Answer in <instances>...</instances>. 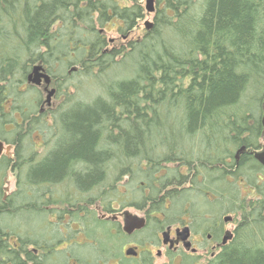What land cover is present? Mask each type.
I'll return each mask as SVG.
<instances>
[{
	"label": "trees",
	"instance_id": "obj_1",
	"mask_svg": "<svg viewBox=\"0 0 264 264\" xmlns=\"http://www.w3.org/2000/svg\"><path fill=\"white\" fill-rule=\"evenodd\" d=\"M157 2L163 7L151 30L112 46L106 28H136L143 0H0V138L17 146L16 166L31 183L71 171L90 201L104 203L120 186L141 190L162 218H153L157 225L189 218L198 232L213 220L220 241L222 217L233 215L232 239L206 264H264V166L253 155L264 130V0ZM37 61L56 78L78 65L88 76L128 64L133 71L92 104L72 101L57 150L27 164L20 148L44 119L32 111L35 102L23 101L24 111L11 98ZM183 165L192 173H181ZM189 191L204 206L188 204V195L173 202Z\"/></svg>",
	"mask_w": 264,
	"mask_h": 264
},
{
	"label": "flooded vegetation",
	"instance_id": "obj_2",
	"mask_svg": "<svg viewBox=\"0 0 264 264\" xmlns=\"http://www.w3.org/2000/svg\"><path fill=\"white\" fill-rule=\"evenodd\" d=\"M41 64L46 73L52 77L47 85L44 80L40 84L26 82L19 86V91L25 88H33L48 92L55 88V98L59 94L55 85V76L51 74L48 66ZM29 71V72H30ZM64 93H67L64 90ZM47 97V96H46ZM54 97L50 104L43 99L40 101L37 117H42L49 122L50 138L41 139V144L48 145V151L54 153L57 150V127L62 121L61 114L71 111L74 106L68 96L64 102L58 105ZM7 101H3L1 107L7 110ZM24 111L25 105L20 106ZM36 109V106H35ZM7 130V129H6ZM5 149L0 155V264H199V251L202 249L200 239L201 230L195 232L191 226V220L172 224L156 225L153 233H146L156 216L152 211V204L146 205L121 201L116 198L111 203L100 200H91L88 188L80 187L74 173L66 172L61 178L40 183H31L26 170H17L16 145L0 138ZM11 146L9 153L6 147ZM38 159L34 163H40L46 158L38 150ZM15 155V164L12 156ZM185 167V168H184ZM188 170L186 166H183ZM76 170H73L75 172ZM87 170L76 172L86 173ZM15 176V187L10 190L9 174ZM188 176H190L188 174ZM125 181H129L127 178ZM144 184V183H142ZM148 191V190H146ZM134 192V191H133ZM132 193L130 189L128 194ZM143 207H145L143 209ZM136 210V213L131 210ZM130 212L145 218V226L132 232L125 230V212ZM212 224L210 221L209 225ZM218 224L214 223L209 227ZM107 226V229H106ZM189 226L191 248L187 249L183 241L178 237L177 229ZM220 239L214 240L212 233L207 236L209 244L213 243L212 254L215 249L221 248L225 234ZM170 230L168 242L164 241L163 233Z\"/></svg>",
	"mask_w": 264,
	"mask_h": 264
},
{
	"label": "rangeland",
	"instance_id": "obj_3",
	"mask_svg": "<svg viewBox=\"0 0 264 264\" xmlns=\"http://www.w3.org/2000/svg\"><path fill=\"white\" fill-rule=\"evenodd\" d=\"M154 6H155V11L152 13H149L146 9V0H143V7L145 9V17L139 22L137 27L134 28L130 32L121 34L118 32V30L116 28H112V27L106 28L107 32L105 34H106V37H107L109 43L112 46H119L121 44L126 43L127 41L137 40L139 38H142L144 36V34L146 32H148L145 23L147 21L153 22L154 17L157 14L158 8L161 9L163 7L162 3L161 2L158 3L157 0H155ZM75 67H77V70L72 71L68 74H67V70H69V68H66V71L63 70L62 72H60L61 74H59L57 72L61 76L59 77V75L57 74V78L55 77V79H56L55 85L58 87V84H59L60 90H59V94L56 95L57 97L55 98V96H54L55 93H54L52 98L54 97L53 102L55 101L58 105H60L62 102H64L65 98H67L68 96L70 97L71 101H75V102L78 101V102H81L84 104H87V103L92 104V102L94 101V99L96 97H98V96L106 97L105 95H107V93L105 92L106 91L105 89L108 86L112 85L115 81L126 77V75L129 72L133 71V67L130 68V64H128L125 67H122V66H119L116 68L113 67L112 69L108 70L106 73H103V74L88 76L85 73L80 72L81 67L79 65L75 66ZM15 82H16V80H14V83H12V84H16ZM19 86H20V88H22V84H20ZM12 90L15 91V88L13 87ZM64 90L67 93H64ZM42 91H43V89L38 90V89L26 87L25 91H19L20 96H19V92H18V95H17V92H14L15 96L16 95L17 96H16V100L11 98L12 103L14 105H17V103L19 102L20 105H23V103H22L23 101H25L26 103L35 102L36 109H35L34 114L37 115L38 109L40 108V106H39L40 101L43 99V101L45 100V102H46V96L48 95V92H45V91L42 92ZM35 92H37V95H38L36 97H34ZM5 101H7V103H9V104H7V107L9 105V108H10V106H11L10 102L7 99H5ZM9 108H8V110H9ZM10 117H12V116H10V114H8V116L6 118L10 119ZM45 121L46 120H42V121L37 122L36 125L38 126V129H35L33 131V133L31 134V137L24 142L23 146H21L20 149L23 150V157L21 160L22 163L28 164L31 161L33 162L34 160H37L38 157H36V158H33V157L36 156V154L38 153L37 152L38 150L41 151V153H40L41 155H43V156L47 155L46 153L48 152L49 146L45 145V142L43 144H41V139L45 138L46 140H48L50 138L51 131L49 128V122L45 123ZM0 124H1V122H0ZM10 128H11L10 124H8L7 129H10ZM10 132L12 133V131H10ZM10 135L11 134L7 133L6 137H8L10 139ZM63 136H64V134L62 133L60 138ZM9 143H11V142H9ZM259 143L261 145L260 149L264 150V131H263L262 137L259 139ZM16 148H17V146H16ZM16 151H17V149H16ZM12 157H13L11 159L12 162L13 163L16 162L15 164H17L19 161L18 156L16 157V159L18 161L17 160L15 161V155H13ZM182 164H184V163L183 162L180 164L176 163V164H174V166H177V165L181 166ZM169 165L171 167H174L173 164H171V163H169ZM24 166H25V167H23L24 169H28V166L26 164ZM16 167H17V170H19V167L18 166H16ZM184 168L180 169L181 173H187L186 171L192 173V171H189L191 166L188 170H185ZM114 173H116L114 168L108 169V176H107V179L105 180L106 185H109V183L113 182ZM8 179L10 181V184H9V186L11 187L10 190H13L15 187V176H14V174L10 173ZM184 188H188V185L184 184V186L178 187V189H180V190H182ZM95 190L96 189H94V191ZM129 190H130V187L120 186V188L117 190V192H115V197L120 198L121 201L127 202L129 204H133V203L142 204L143 203L142 205H144V204L146 205V203L143 202V200H142V195L140 194L141 190L137 193L132 192V193L128 194ZM186 195H188V197H187L188 204L189 203L191 204V202H194V203L199 204L200 206H204L203 201H201L198 198V194H196L194 192H190V191L187 192V194L181 195L178 198L174 199L173 202H175L176 200L178 201V199L184 198V196H186ZM189 200H192V201L190 202ZM177 201H176V203H177ZM201 203H203V204H201ZM166 205L168 206L167 200L162 203L161 208L164 209L166 207ZM171 205H172V207L176 208V205H174V203H171ZM144 208L145 207H143V209ZM176 209H178V208H176ZM131 211L136 213V210L132 209ZM226 216H229V215L226 214ZM225 217H222L223 218L222 224L224 226V229L233 231V229L235 227L236 217L233 216L234 220H231L229 222L224 221ZM211 222H214V221L212 220ZM212 224H214V223H212ZM212 224L206 225V226L205 225L199 226V229L201 230L200 233L202 235L201 237H199L200 235L196 236V238H198V239L202 238V239H200L201 240L200 245H202V249L199 251V255H200V263L199 264H206L212 257H214V255L212 254L213 248L211 249V246L213 245V243H210V244L208 243L210 239L207 236L208 233H212V231L209 230V227H208V226H211ZM204 227L207 229H205ZM154 228H155V225L153 224V221H152V224L146 230V233H148V234L153 233ZM220 249L221 248L215 249V255L220 251Z\"/></svg>",
	"mask_w": 264,
	"mask_h": 264
},
{
	"label": "water",
	"instance_id": "obj_4",
	"mask_svg": "<svg viewBox=\"0 0 264 264\" xmlns=\"http://www.w3.org/2000/svg\"><path fill=\"white\" fill-rule=\"evenodd\" d=\"M155 0H146V9L149 13H152L155 11V6H154ZM146 28L147 30H151L153 27V22L147 21L146 23ZM28 80L29 82H32L34 84H40L42 80L49 85L51 83L52 77L50 74L46 73L43 66L41 64H37L33 67L32 71L28 75ZM56 92L55 88H52L48 90V95L46 98V102L50 104L51 98L53 94ZM262 126L264 127V115L262 117ZM5 149L4 143L0 141V155L3 154ZM11 149V146L6 147V153H9ZM245 150V147H242L239 149L237 155L240 152H243ZM254 158L264 166V150H254L253 151ZM232 220L231 216H226L224 218V221L229 222ZM124 223H125V230L127 232H132L135 229H140L145 226V218L136 214H132L130 212H125V218H124ZM178 237L181 241H183L185 248L190 249L191 248V242H190V228L189 226H185L183 228L177 229ZM169 235H170V230H167L163 233L164 236V241L168 242L169 240ZM233 233L231 230H227L224 234L223 237V244H227V242L232 239Z\"/></svg>",
	"mask_w": 264,
	"mask_h": 264
},
{
	"label": "bare ground",
	"instance_id": "obj_5",
	"mask_svg": "<svg viewBox=\"0 0 264 264\" xmlns=\"http://www.w3.org/2000/svg\"><path fill=\"white\" fill-rule=\"evenodd\" d=\"M76 70H77V67L73 66V67L71 68L70 72H72V71H76ZM70 72H69V73H70ZM74 102H75V101H74ZM32 111L35 112V109L32 108ZM62 133H64V132H63V129L61 128V126H60V127H57V133H56V137H57V139L60 138V136H61ZM20 152H21V157H23V150L20 149ZM36 157H37V155H36L35 157H33V158H36ZM33 163H34V161H33Z\"/></svg>",
	"mask_w": 264,
	"mask_h": 264
}]
</instances>
